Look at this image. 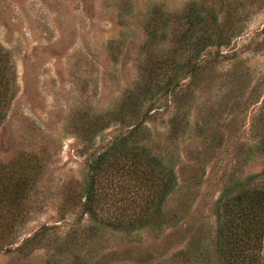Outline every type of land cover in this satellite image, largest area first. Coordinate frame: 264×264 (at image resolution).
Masks as SVG:
<instances>
[{
	"label": "rangeland",
	"instance_id": "obj_1",
	"mask_svg": "<svg viewBox=\"0 0 264 264\" xmlns=\"http://www.w3.org/2000/svg\"><path fill=\"white\" fill-rule=\"evenodd\" d=\"M0 52V264H224L218 206L264 182V0H0Z\"/></svg>",
	"mask_w": 264,
	"mask_h": 264
},
{
	"label": "trees",
	"instance_id": "obj_2",
	"mask_svg": "<svg viewBox=\"0 0 264 264\" xmlns=\"http://www.w3.org/2000/svg\"><path fill=\"white\" fill-rule=\"evenodd\" d=\"M194 26V25H192ZM199 39V38H198ZM197 40V39H196ZM193 43V48L197 47V53L207 47L206 40H197ZM3 54L0 52V117L2 116L3 109L6 105V99L9 92V78L6 66L2 63ZM125 139H121L114 146L116 148L112 151H119V155L125 153L127 144L124 143ZM104 152L97 157L95 166L93 167L92 174L96 176V172L102 163L103 159L109 152ZM129 159H132V172L136 175L141 172L143 178L147 181L149 189L152 191H159L161 194H166L171 189V180L166 176L169 175L161 170L162 176L160 177V184L156 182L155 165L153 160H143L132 151H129ZM142 161V162H141ZM140 172H137L138 168ZM93 176V177H95ZM255 177V176H253ZM156 183V185H155ZM157 186V187H156ZM87 200L92 201L94 198L93 185L89 186L87 190ZM231 191L234 194L227 197L220 206L224 209L225 215L229 219L235 220V230L227 231V224L223 223V227L219 230V250L224 264H264V182H256V184L249 185L246 190H236V186ZM237 191V192H236ZM230 190H225L221 198L227 196ZM219 202H222V199ZM90 207V206H89ZM91 211V209H90ZM219 215V214H218ZM227 231V233H226ZM226 233V234H225ZM227 255V256H226ZM234 256L235 259H232Z\"/></svg>",
	"mask_w": 264,
	"mask_h": 264
}]
</instances>
